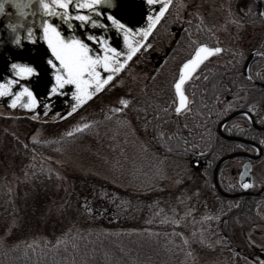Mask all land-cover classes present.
<instances>
[{
  "label": "trees",
  "instance_id": "1",
  "mask_svg": "<svg viewBox=\"0 0 264 264\" xmlns=\"http://www.w3.org/2000/svg\"><path fill=\"white\" fill-rule=\"evenodd\" d=\"M169 15L173 16V13L167 12L164 19L157 22L147 42L160 43L169 37L168 32L161 29L163 24L176 23ZM190 33L171 37L169 51L165 50L164 57L168 59L179 54L184 58L198 43L218 45L221 41L204 30H199L194 37ZM260 40L263 44L264 39ZM224 47L227 48L224 51H231L230 56L223 52L217 55L218 60L206 61L198 69V74L186 82L190 102L180 113L175 112L173 100L160 101V96H154L153 92L144 94L145 101L137 110L142 113L140 119L146 128L147 145L135 156L125 148H115L102 162L110 175L133 187L151 191L159 188L162 182L160 165L163 157H185L188 151L207 149L210 161L204 173L211 181L221 140L216 125L228 113L227 104L222 105L220 98L228 93V89L237 86L236 71L245 58L243 48L237 42ZM222 55L224 58L220 59ZM257 58L264 61L262 56ZM157 59L160 60V55ZM208 66L214 72L229 73L230 76L226 75L228 84L218 83V76L213 83L209 82ZM255 78L264 80V71ZM238 88L244 93L255 92L256 97H264V87L245 84ZM72 99L66 106L75 101ZM110 120L114 122V119ZM33 122L27 116L0 117V172L5 170L6 175L17 177L11 195L4 198L5 208L0 212V264H202L197 246L185 241L176 228L158 224L134 229L117 228L112 225V210L106 215L95 204L82 205L79 188L91 184V181L66 173L63 184H59L53 171L44 169L39 161L69 146L77 133L41 138L33 135L37 126ZM262 148L264 158V143ZM24 172L32 174L30 181L20 178ZM43 176L48 184L41 181ZM219 183L227 191L235 190ZM44 189L50 193L45 194ZM44 195H47L46 201ZM218 197L228 201L226 197ZM237 199L236 205L224 207L226 220L223 226L236 220L248 224L256 215L259 204L264 202V192ZM248 263L251 264L249 260Z\"/></svg>",
  "mask_w": 264,
  "mask_h": 264
},
{
  "label": "rangeland",
  "instance_id": "2",
  "mask_svg": "<svg viewBox=\"0 0 264 264\" xmlns=\"http://www.w3.org/2000/svg\"><path fill=\"white\" fill-rule=\"evenodd\" d=\"M240 2L241 0H171L168 8H172L178 17L185 14L189 18L195 14L205 21L206 15L211 14L210 11L213 12V17L218 18L220 14L228 16L234 13L233 7L241 4ZM221 27L223 25L217 29H222ZM215 32L220 35L218 31ZM220 36V45L227 46V38ZM171 39L167 37L155 44L146 41V46L142 45L124 69L116 73L118 77L114 76L104 90L88 98L83 104H78L75 111H72V104L76 101L66 106L72 96L63 94L62 90V93L48 97L43 86H38L33 89L39 101L35 112L19 110V105L12 108L10 96H0V117L27 116L37 124L33 135L41 138L77 133L69 146L40 159V165L53 171L55 181L59 184H63L66 173L91 181L84 188L78 187L81 189V204H95L106 215H110L109 211L112 210L113 226L134 229L158 224L176 228L185 241L197 246L202 264H249L248 260L251 264L264 263V202L259 204L256 215L248 224L243 225L236 220L223 226L224 207L227 204L236 205L238 199H220L208 175L201 169L190 167L189 161L185 159L163 157L160 165L162 182L159 188L151 191L133 187L125 180L117 179L102 166V162L117 147L125 148L126 152L135 156L139 149L147 145L146 128L140 119L142 113L137 110L145 101L144 94L153 92L154 96H160V101L175 102L172 83L184 58L179 54L168 59L164 57V53L169 51L167 47ZM256 39L257 37L247 38L251 40L250 43H255ZM243 45L242 42L239 43L240 47ZM115 46H123V37ZM159 55L160 60L157 59ZM47 75L50 76V73ZM7 76L0 69V78ZM34 84L35 80L31 79L30 86ZM67 87L72 90L71 86ZM13 88L18 91L19 85H13ZM121 98L127 99L128 105H121ZM148 101H151L149 96ZM45 104H49L47 109ZM61 108L64 109L59 110ZM114 108H119L120 111H114ZM81 123L87 127L80 129L78 126ZM259 166H262L260 178L263 179L264 160ZM221 173H224L223 167L220 168L219 174ZM0 174L2 212L5 208L4 198L11 195L17 177L6 175L5 170ZM31 175L30 172H24L20 178L30 181ZM41 181L48 184L44 176ZM42 192L50 193L48 189ZM46 197L44 195V201ZM175 220L180 222L177 224Z\"/></svg>",
  "mask_w": 264,
  "mask_h": 264
},
{
  "label": "snow or ice",
  "instance_id": "3",
  "mask_svg": "<svg viewBox=\"0 0 264 264\" xmlns=\"http://www.w3.org/2000/svg\"><path fill=\"white\" fill-rule=\"evenodd\" d=\"M170 2L171 0H146L149 6L158 5V11L147 15L146 26L135 28L133 22L124 21L120 13L113 11L123 7L122 0H36L35 11L42 15L39 27L34 28L32 24L26 26L22 22V18L29 15L33 0H0V14H5L7 6L11 5L16 9L18 17L15 22L9 21L5 25L13 33L10 43L17 48H23L24 42L34 46V50L26 53V58H9L12 71L6 78H0V96H10L9 103L12 107L21 104L25 109H34L38 103L34 87L42 85L46 95L53 97L62 93L66 86H71V96L76 101L72 104V111H75L78 104H83L88 98L104 90L141 46H146L149 33L165 14ZM102 6H107V11ZM260 15L264 16V12H260ZM105 18L112 29L122 34L123 49L110 42L111 37L104 31L109 28ZM130 23L133 26H129ZM25 27L26 34L22 36L19 29ZM77 28L89 30L81 34L75 31ZM134 32L135 37L130 40ZM221 51L219 46L198 43L190 57L180 64L172 85L177 113L189 105L186 82L213 54ZM25 78L34 79L35 84H21V79ZM13 85H19V90H15ZM22 97L25 99H21ZM119 103L126 106L129 101L121 98ZM44 107L47 109L49 104ZM113 110L120 111L119 108ZM243 115L251 118L249 112ZM78 127L84 129L87 125L81 123ZM261 142L264 143V140ZM245 175L246 172L241 173V179L243 186L248 187V182L243 179ZM174 222L178 224L180 221Z\"/></svg>",
  "mask_w": 264,
  "mask_h": 264
},
{
  "label": "flooded vegetation",
  "instance_id": "4",
  "mask_svg": "<svg viewBox=\"0 0 264 264\" xmlns=\"http://www.w3.org/2000/svg\"><path fill=\"white\" fill-rule=\"evenodd\" d=\"M241 4L233 7L232 11L234 13L229 14L228 16H223L222 14L218 17H213V12L210 11V15H206V20H200L197 18L195 14L193 16L187 18L185 14L181 17L174 14L172 8H168L165 11L173 13V16L169 15L172 20H176V23H170L168 26L164 25L161 27L162 32L167 31L169 37H180L185 36L187 32H191L190 36H196L199 30H204L208 34H213L217 37H226L229 43L237 42L243 43V52L245 53V58L242 63L241 68L236 71L237 78V86H234L233 89H228V93L224 94L222 98H220V103L227 104L228 113L224 116H228L230 113L238 110H244L250 113L251 118H246L243 114H236L230 117L223 124V131L226 135L235 137V138H227L221 136V140L219 141V148L222 151L217 155V159L223 155L234 152H242L246 155L236 154L221 163V167L224 168V173L218 174L221 183L225 184L227 187L234 188L235 191L241 190H257L264 185V178H260V171L262 166L259 164L264 160L263 158V148H262V140H264V128H258L259 126H264V97H256L255 92L253 94L244 93L238 86H243L245 84L260 86L254 82L249 81L244 73H243V65L246 57L250 53V51L254 49H261L264 51V43L259 40L260 38L264 39V19L260 18L257 13V3L254 0H241ZM262 12H264V0H260ZM158 5L154 4L152 6L147 5L146 0H142V9L139 14L136 16H131L130 18H124V21H131L134 23L135 28H139L142 26H146L148 23L147 15L152 11H157ZM164 14V15H165ZM164 15L160 18V22L164 19ZM209 15V16H208ZM215 15V14H214ZM133 23H130L129 26H133ZM223 25L220 28V25ZM94 30V29H93ZM215 31H218L220 35L216 34ZM113 33V34H112ZM111 37L110 42L113 45H117V43L122 38V34L116 32H111L108 34ZM135 37V32L133 37H130V40ZM257 37L255 43H250L251 40H247V38L251 39ZM243 38L244 40H240ZM124 48V45L120 47ZM227 48L222 46V51L220 53L213 54L209 61L218 60L217 55L226 52ZM228 50H230L228 48ZM227 54H232L231 51L226 52ZM166 53H164L165 55ZM228 54V55H229ZM230 56V55H229ZM257 56H262V54L253 55L248 63L247 72L249 77L255 82H264V80L256 79L255 75L263 73L264 71V61L257 58ZM256 57V58H255ZM224 58L222 55L220 59ZM255 58V59H254ZM254 61L252 62V60ZM180 66V65H179ZM212 66V65H211ZM208 66V80L213 83L216 77H219L218 83L228 84L227 76H230L229 73H224L222 70L214 72L212 67ZM179 68V67H178ZM196 73L194 76H196ZM227 75V76H226ZM193 76V77H194ZM224 76L226 78H224ZM192 77V78H193ZM234 78V77H232ZM26 83L29 84V80H25ZM39 87H42L40 85ZM264 87V86H261ZM188 98L190 99V95L186 92ZM21 99H25L22 97ZM249 105L252 107L250 108ZM222 117V118H224ZM253 120V121H251ZM260 147V154L257 158H251L249 156L257 153V147ZM189 161L190 167H195L201 170H205L207 165L209 164L210 158L208 154V150H198L195 152L188 151V155L185 157H178ZM249 161L250 164L246 163ZM220 167V168H221ZM244 180H246L249 184L248 187H244L241 179V173H245ZM230 175V176H228ZM230 181H233L231 184ZM262 193V192H261Z\"/></svg>",
  "mask_w": 264,
  "mask_h": 264
},
{
  "label": "water",
  "instance_id": "5",
  "mask_svg": "<svg viewBox=\"0 0 264 264\" xmlns=\"http://www.w3.org/2000/svg\"><path fill=\"white\" fill-rule=\"evenodd\" d=\"M257 3V13L260 16V18L264 19V16L260 15V12H262V8H261V4H260V0H254ZM122 8H117V9H113L114 12H118L123 16V19L126 18H130L131 16H135L136 14H138L141 11V7H142V0H122ZM105 11H107V6H102ZM37 8V4H36V0H33V4H32V9L29 12V15L27 17L22 18V22L27 26L28 24H32L34 26V28L39 27V22H40V17H41V13L36 12ZM35 13V14H33ZM133 16V17H134ZM17 15H16V9L13 8L11 5L7 6V11L5 14H0V69L5 72V73H10L12 70L9 67V58H21V57H25L26 58V53L29 51L34 50V46L32 44H29L27 42H24V47L23 48H17L15 46H13L10 41L13 38V33L7 29L5 27V25L7 24V22L12 21L15 22L17 19ZM105 22L108 23L106 21L105 18ZM75 23H79V22H75ZM109 24V28L104 29L105 32H107V34L114 32V34L116 33V31L114 29L111 28L110 23ZM21 31L22 36L26 34V27L24 29H19ZM89 30L88 28L85 29H80L77 28L75 29V31H77L78 33H83L84 31ZM92 31H98L97 29H91ZM113 34V33H112ZM220 47V46H219ZM195 49V48H194ZM194 51V50H193ZM192 51V52H193ZM191 52V53H192ZM255 54H262L264 55V51L261 49H254L252 51H250V53L248 54V56L245 59L244 65H243V73L245 75V77L251 81L254 82L260 86H264V82H255L254 80H252L247 72V66L249 63L250 58L255 55ZM191 55V54H190ZM190 57V56H189ZM187 57V58H189ZM186 58V59H187ZM183 63V62H182ZM181 63V64H182ZM178 75V73H177ZM32 78H28L29 83L31 82ZM174 83V82H173ZM173 85V84H172ZM174 90V88H173ZM175 93V91H174ZM246 111L244 110H238V111H234L232 113H230L228 116H226L225 118L221 119L218 124H217V133L220 136L223 137H227V138H235L229 135H226L223 132L222 129V125L224 124V122H226L230 117L236 115V114H243ZM251 117V116H250ZM252 119V118H251ZM253 121V120H251ZM258 128H264V126H259ZM257 149H259V151H257L256 154L251 155L249 157L251 158H257L259 157V154L261 152L260 147L258 145H256ZM236 154H240V155H246L245 153L242 152H234V153H228V154H224L222 156H220L218 158V160L216 161L214 167H213V171H212V182L213 185L215 186L216 190L218 191V193L222 196L225 197H237L240 195H244V194H248V195H257L260 194L262 191H264V185L255 191H250V190H243V191H238V192H227L225 190H223L217 180V169L219 167V165L227 158H230ZM250 164L249 161L246 163Z\"/></svg>",
  "mask_w": 264,
  "mask_h": 264
}]
</instances>
